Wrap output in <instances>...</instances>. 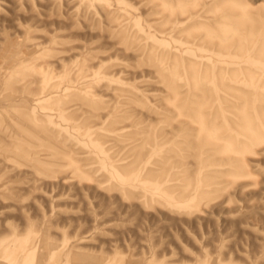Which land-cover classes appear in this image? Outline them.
Returning a JSON list of instances; mask_svg holds the SVG:
<instances>
[{"label": "rangeland", "instance_id": "1", "mask_svg": "<svg viewBox=\"0 0 264 264\" xmlns=\"http://www.w3.org/2000/svg\"><path fill=\"white\" fill-rule=\"evenodd\" d=\"M0 264H264V0H0Z\"/></svg>", "mask_w": 264, "mask_h": 264}]
</instances>
